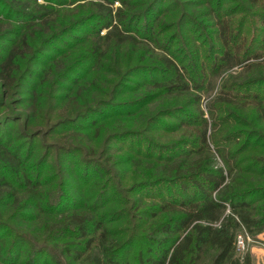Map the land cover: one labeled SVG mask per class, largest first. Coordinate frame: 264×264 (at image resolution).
Instances as JSON below:
<instances>
[{"label": "rangeland", "instance_id": "1", "mask_svg": "<svg viewBox=\"0 0 264 264\" xmlns=\"http://www.w3.org/2000/svg\"><path fill=\"white\" fill-rule=\"evenodd\" d=\"M17 1L20 0H0V23L8 24L10 28H7L12 30L3 32L6 35L4 37L0 36L1 56L17 40V32L14 31L23 27L18 32L23 33L26 26L21 25H27L30 21L26 17L21 20L12 19L13 9L19 7ZM94 1L101 0H37L38 4H45L46 8L55 12L52 14L53 27L44 32V27L39 26L40 28L32 30L30 25L24 32L27 31L31 36L36 34L43 37V40L50 38L46 36L47 33H53L56 38L51 36L49 48L46 49L45 46L39 49L45 45V41L35 43L38 49L36 58L30 60L29 57L21 66L24 72H29L26 85L15 86L18 94H13L0 107L2 144L7 146L10 143L9 149L20 157L30 171H39L41 166L37 163L43 160L44 183L50 180L57 184L61 181L74 191L82 184L74 162L77 161L79 170L83 161L90 159L88 171L92 182L99 184L97 191L105 188L104 184L108 185L113 178L119 179L121 187L128 191L135 182L148 177V173H160L152 172L155 171L151 168L152 165L159 168L160 165L168 167L176 164L175 160L158 163L154 157L160 155L161 159L171 160L177 153L186 155L183 152L192 149L188 147V142L193 140L199 130L198 119L180 117L178 113L166 111V108L173 105L166 101L170 96L163 95L164 92L159 87H153L156 82L160 84L169 81L172 79L171 75L161 71L159 73L155 69L140 71L133 68L138 64L153 65L157 59L168 57L181 69L186 82L191 85L188 96L184 98L185 102H179L177 106H183L196 114L197 110L192 103L194 97L199 96V109L209 124L208 137L211 135V140L213 135L218 138L217 144L211 141L209 143L213 157L211 166L213 169H221L225 177L220 187L229 186L233 192L259 189L256 194L251 193L248 200L251 202L253 216L257 219L263 217L264 170L254 161L255 157L264 155V119L260 118L259 111L249 103L255 101V95L264 98V84L253 81L258 76L255 68H246L248 64L264 61V26L258 17L249 18L251 14H258L255 11L258 8L251 7L245 0H126L127 5L111 0L112 14L120 11L124 32L134 35L137 43L125 44L122 48L113 46L111 42L102 43L98 51L101 55L98 61L90 56L91 46L88 45L92 43L100 24H103L102 20L95 18L99 14L91 4ZM103 3L108 8L109 4ZM30 5L28 11L38 15L41 10ZM215 9H219L225 17L230 13L234 14L233 44L245 50L238 65L211 73L208 69L210 61L217 58L216 51L221 46L217 36L213 34L212 19L208 14ZM245 10L249 13L244 12ZM238 27H243V33H237ZM105 32L106 29L100 30V34ZM57 51L60 53L56 54ZM139 84L144 85L141 90H137ZM223 88L224 92L234 96L230 98V103L216 100ZM33 91L44 98L46 113L53 111L57 100L60 101L59 98L65 100L72 97L74 91H81L92 108L98 106L100 109L90 111L87 119L80 120L76 126L70 128L75 131L73 133L76 137H71L73 140H68L69 144L64 140L56 144L58 138L51 134L44 133L35 137L27 134L30 128L21 112L24 113V104L29 103ZM159 91L162 96L156 98ZM136 99L143 102L131 115L114 106ZM211 105L217 107L215 120L210 114ZM214 122L216 125H213ZM77 126L89 130L83 132L75 128ZM83 143L92 145L95 150L93 156L78 152L77 149H81ZM60 145L64 149L68 145L71 150H63ZM110 157L112 160L109 162ZM0 175L8 180L12 178L4 171H0ZM160 175L162 174L158 176ZM33 176L34 174L31 177ZM157 185L154 192L160 196L167 192L175 193L177 189L174 186L177 183L170 179H162ZM44 188L48 189L47 186ZM112 191L109 192L110 195ZM126 193V203H137L142 199V207L155 204L140 194ZM156 204L159 205L158 202ZM4 209L0 208V212ZM109 209L111 204H107L101 211ZM136 209L123 204L114 206L116 211H132L133 214L137 212ZM4 219L7 226L0 233H8L10 230L24 231V226H21L25 224L24 220ZM112 225L126 231L124 241L128 243L126 248L130 263L143 264L149 256L148 250L154 249L146 230H137L133 237L130 231L135 228H128L129 224H124V219ZM25 249L23 246V251ZM236 253L241 257L248 254L251 264H264V226L260 232L253 233L240 229L236 237ZM25 259L23 252L17 264H27ZM48 262L38 259L34 264ZM0 264L14 262L11 260L9 263Z\"/></svg>", "mask_w": 264, "mask_h": 264}, {"label": "trees", "instance_id": "2", "mask_svg": "<svg viewBox=\"0 0 264 264\" xmlns=\"http://www.w3.org/2000/svg\"><path fill=\"white\" fill-rule=\"evenodd\" d=\"M118 1L127 5L126 0ZM245 1L249 2L251 7L258 8L255 10L258 14H251L249 18L258 17L264 26V0ZM17 2L19 7L13 9L12 19L21 20L23 17L30 19L27 25L21 26L29 29L28 26L31 25L32 30L41 26L44 27V32L52 29V14L54 15L55 12L46 8L45 4H38L37 0ZM103 2L109 4L108 8ZM30 4L32 8L37 7L41 10L38 15L28 11ZM91 4L99 14L95 18L103 21L92 43H88L91 46L90 56L94 60L99 61L100 59L101 55L98 51L102 43L111 42L118 48H122L125 44L137 43L134 35L124 32L120 11L112 14L111 0L94 1ZM244 12L249 13L247 10ZM208 14L212 19L213 34L217 36L221 44L216 51L217 58L212 59L208 67L211 73H217L238 65L242 61L241 54L245 48L242 49L237 44L235 47L233 44L235 31L233 13L225 17L219 9H215ZM7 27H9L8 24L0 23L1 37L6 36L3 32L12 31ZM22 28L14 31L17 32V40L11 44L5 55H0V107L5 105L13 94H18L19 91L15 86L26 85L29 72H24L21 66L29 60V57L30 60L36 58L38 49L35 43L43 40V37H38L36 34L31 36L26 33L27 31L24 32L25 29L23 33H18ZM242 28L238 27L237 33H243ZM101 29H106V32L100 34ZM46 36L50 38L44 39L45 45L43 44L39 49H43L44 46L45 49L49 48L51 36L56 35L47 33ZM262 48L264 52V45ZM58 53L60 51L56 52ZM262 63L264 64V61L246 65L247 70L255 68L257 71L258 76L253 78L256 84H264V65L260 66ZM133 68L140 71L155 69L159 70V73L161 71L171 75L172 79L160 84L156 82L153 87H159L164 92L163 95L170 96L166 101L173 105L166 108V111L178 113L180 117L198 119L199 130L193 140L188 142V147L192 148L190 149L192 151L183 152L187 153L186 155L177 153L171 160L161 159L160 155H156L154 160L158 163L167 160H175L177 163L168 167L160 165L159 168L152 165L151 168L155 170L152 172H160L159 174L162 175L148 173V177L135 182L128 191L125 187H121L119 179L114 178L108 185L104 184L105 188L97 191L99 184L92 182V176L88 171L90 159L83 161V166L79 167L80 171L75 161L76 173L79 174L82 184L73 191L67 183L61 181L57 184L50 180L44 183L42 176L45 164H42L43 160L37 163L41 166H39V171H30L20 157L9 149L10 143H7V146L3 145L2 138H0V171L12 176V180H8L3 176L4 174L0 175V208H5L0 212V230L7 226L4 218L25 222L21 225L24 226L22 227L24 231L10 230L8 233H0V262L9 263L12 260L14 264H17L24 252L27 264H34L38 259L49 261L47 264H131L126 248L128 243L124 241L126 231L112 225L124 219V224H129L128 228H135L130 231L133 237L136 236L137 230H146L154 245V249L148 250L149 256L143 264H251L248 254L242 257L237 255L236 237L240 229L253 233L260 232L264 226V216L259 219L255 218L250 210L251 202L248 200L250 194H256L259 189L233 192L230 191L229 186L220 187L225 177L221 169H213L211 166L213 157L209 143L211 141L217 144L218 138L213 135V140H211V135L208 137L209 124L202 117V111L199 109V96H195L192 103L197 110L196 114L183 106H177L179 102L180 104L185 102L184 98L188 96L191 85L186 82L181 69L171 59L161 57L153 62V65L138 64ZM151 82L153 83V80ZM143 86L139 84L137 90H141ZM196 87L199 88V86ZM81 91L79 93L74 91L75 93H72L74 95L65 100L59 98L60 101L57 100V105H54L51 113H46L44 110V98L39 97L33 91L28 100L29 103L24 104V113L21 112L30 128L28 136L51 134L58 138L56 144H59L60 140L69 144L68 140L76 137L73 133L75 131H71L70 128L76 126L80 120L87 119L90 111L100 109L98 106L92 108L90 101L82 96ZM158 94L156 98L162 96L160 91ZM233 97L232 94L224 92L223 88L220 89L216 100L220 103H230V98ZM254 98L255 101L249 104L253 105L259 111L260 118L264 119V98H259L258 95ZM138 100L124 101L114 106L127 115H131L143 102ZM209 109L211 117L215 120L217 107L211 105ZM16 119L19 118L16 117ZM213 125H216L215 122ZM79 130L88 132L89 129L80 127ZM60 146L63 150H71L68 145L65 149L62 145ZM77 150L83 155L93 156L95 154L92 145L84 143L81 149ZM111 160L112 157L109 162ZM71 161L73 162V159ZM254 162L262 166L264 170V155L255 157ZM33 174L34 176L31 177ZM162 179L165 181L170 179L177 183L174 185L177 187L175 193L167 192L164 196H160L154 192L158 182ZM46 186L48 189L45 190ZM111 190L113 191L110 195ZM126 192L140 194L144 199H149L155 204L151 203L142 207V199L137 203H126ZM213 192H216L215 195H212ZM107 204H111V209L101 211ZM120 204L133 208V210L137 208V212L133 214L132 211L114 210V206ZM134 204L135 207H133ZM227 209L228 212H226ZM23 246L26 247L25 251H23Z\"/></svg>", "mask_w": 264, "mask_h": 264}]
</instances>
